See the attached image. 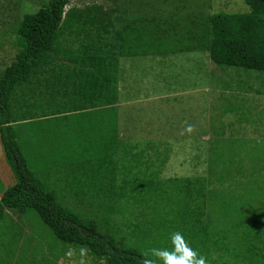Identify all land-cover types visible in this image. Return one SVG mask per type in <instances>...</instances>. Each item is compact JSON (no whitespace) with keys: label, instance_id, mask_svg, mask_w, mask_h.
I'll use <instances>...</instances> for the list:
<instances>
[{"label":"trees","instance_id":"1","mask_svg":"<svg viewBox=\"0 0 264 264\" xmlns=\"http://www.w3.org/2000/svg\"><path fill=\"white\" fill-rule=\"evenodd\" d=\"M73 1L48 0L35 13L23 15L15 29L17 53L0 75V143L15 183L0 188V223L6 211L31 213L58 245L80 251L81 255L86 253L94 264H146L150 260L129 247L124 238L102 231L95 219L64 206L49 184L51 166L68 169L62 182L71 196L80 205L97 206L110 213H121L123 202L132 201L136 205L146 202L152 184L138 178L137 160L141 153L134 152L135 146L125 148L116 138L114 104L118 63H76L80 66V76L69 77L71 81L66 85L69 93L64 97L67 104L60 108L81 114L72 118L78 129L65 135L57 128L54 131L68 141L60 146L59 142L50 143L55 132L49 129V99L46 94L33 95V85H40L39 73L48 74L49 63L40 60L55 51L62 34L92 37L95 35L92 29H100L105 36L114 34L116 43L119 37L118 29L114 33L110 31L114 29L113 16L119 14V9L107 11L98 4L76 8L70 6ZM244 1L251 9L250 14L210 16L209 59L219 67L264 71V0ZM108 37L101 45L117 61L118 48ZM72 80L77 85L70 89ZM98 103L105 110L90 115L88 110L98 108ZM57 111L60 110L54 109L52 113ZM38 119L43 121L36 122ZM56 122L65 125L63 121ZM119 151L125 157L117 161L114 156ZM196 193L199 200L204 199L203 192ZM189 208L186 206L184 213L189 217V248L202 256L206 242L192 220L193 215L200 218L202 213L195 211L198 207L194 211ZM261 257L264 260V255Z\"/></svg>","mask_w":264,"mask_h":264},{"label":"rangeland","instance_id":"2","mask_svg":"<svg viewBox=\"0 0 264 264\" xmlns=\"http://www.w3.org/2000/svg\"><path fill=\"white\" fill-rule=\"evenodd\" d=\"M47 2L48 0H0V75L17 53L14 42L19 21L23 15L35 13ZM91 4H98L107 11H120V5L115 0H74L70 6L83 8ZM214 6L215 11L224 7L222 3H214ZM221 12L235 13L231 8ZM120 21V14L114 15V29L110 31L114 33ZM81 36L84 35L79 37ZM114 37V34L109 37L111 42ZM115 45L118 57L121 49H128L127 43L119 45L115 40ZM113 62L117 63L115 60ZM209 71L208 68L206 73L209 74ZM201 81L206 85L207 80ZM228 86L234 88V83ZM201 88V105L202 111L204 110L201 128L202 132H207L208 123H212L208 122V103L216 105L217 99L209 98L207 86ZM225 92L227 91L224 90L223 96L219 97L222 113L228 112L230 116L239 103L234 102L237 94L227 95ZM15 95L17 100L18 89ZM203 96L207 101H204ZM238 99H244L245 105L248 98ZM258 101L261 103L262 99ZM97 106L99 113L105 110L103 104L98 103ZM259 109L264 118V107L261 104ZM250 110L252 109L248 108L247 114L245 111L238 114H243V119L256 122V108L254 111ZM134 135L133 140L126 138L120 142L125 148L135 146L134 152L141 153L137 160L140 171L138 178L152 183L146 202L140 205L133 204L132 201L120 203L121 213H110L97 206L80 205L62 182L68 169L54 165L49 168V184L57 191L61 203L95 219L102 231L107 230L117 238H124L129 247L139 250L154 264L163 261L153 254V249L168 252L175 250L172 240L174 234L179 233L183 242L190 246L189 217H185L184 213L186 206L193 211L198 207L195 211L202 214L200 218L193 215L192 220L200 229L197 231L201 239L206 242L202 254L205 264H264L261 257L264 255V138L254 137L233 143V140L224 141L226 138L220 137L221 140L211 143L208 139L204 140L205 135H202L199 142L185 139L164 142L147 139L142 134ZM121 154L122 152H117L114 159L119 161L125 157ZM14 183L15 178L6 163L0 143V188L6 189ZM147 186L146 184V189ZM141 188L144 189V183ZM196 192H203L204 199L199 200ZM66 248L55 242L34 214L6 211L4 220L0 223V264H94L86 253L81 255L80 251ZM196 254L197 258L201 257Z\"/></svg>","mask_w":264,"mask_h":264},{"label":"crops","instance_id":"3","mask_svg":"<svg viewBox=\"0 0 264 264\" xmlns=\"http://www.w3.org/2000/svg\"><path fill=\"white\" fill-rule=\"evenodd\" d=\"M242 1L119 0L121 21L117 42L119 45L127 43L128 49H121L117 59L118 95L114 108L118 141L133 140L134 134L164 142L182 139L199 142L202 135L211 143L221 140L220 137H225L224 141L233 140V143L254 137L264 138V118L259 109L260 104L264 107V71L219 67L210 61L207 51L210 16L224 14L221 11L227 8L235 11L234 14H250V7ZM214 3H222L224 7L215 11ZM99 30L92 29L95 34L92 37L62 34L55 51L40 60V63H49L48 74L39 73L40 85H33V95H47L49 129L53 132L58 128L67 135L78 129L72 118L81 114L60 108L67 104L64 97L69 93L66 89L71 81L69 77L80 76L77 64L114 63L113 54L101 45L108 36ZM108 40L111 42L109 37ZM112 42L114 44L115 39ZM201 48L204 53H201ZM208 68L209 74L206 73ZM202 79L207 80L206 85L202 84ZM232 83L234 88L228 86ZM75 85L77 83L73 81L68 86L72 89ZM202 86H207L211 100L212 97L217 99L216 105L208 103V122L212 123H208L207 132H202L201 128L204 112ZM223 89L227 95L237 94L234 102L239 104L230 116L228 112L222 113L219 97L223 96ZM25 92L30 93L27 89ZM242 97L248 98L245 105L244 99H238ZM260 98L261 103L258 101ZM203 99L207 101L204 96ZM254 106L256 122L243 119V114H238L243 111L247 114L248 108L254 111ZM54 109L60 111L52 113ZM88 112L98 115L99 109ZM56 120L63 121L65 125H58ZM54 134L50 143L59 142L60 146L68 141L67 137Z\"/></svg>","mask_w":264,"mask_h":264},{"label":"clouds","instance_id":"4","mask_svg":"<svg viewBox=\"0 0 264 264\" xmlns=\"http://www.w3.org/2000/svg\"><path fill=\"white\" fill-rule=\"evenodd\" d=\"M175 245L173 252L153 249V254L163 261V264H205V258H197V254L192 251L184 242L183 237L176 233L172 237ZM146 264H154L153 261H147Z\"/></svg>","mask_w":264,"mask_h":264}]
</instances>
